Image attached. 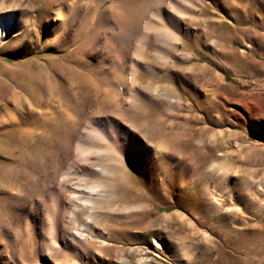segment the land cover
<instances>
[{"label":"rangeland","instance_id":"374dc122","mask_svg":"<svg viewBox=\"0 0 264 264\" xmlns=\"http://www.w3.org/2000/svg\"><path fill=\"white\" fill-rule=\"evenodd\" d=\"M6 12L0 264H264V0Z\"/></svg>","mask_w":264,"mask_h":264},{"label":"bare ground","instance_id":"6f19581e","mask_svg":"<svg viewBox=\"0 0 264 264\" xmlns=\"http://www.w3.org/2000/svg\"><path fill=\"white\" fill-rule=\"evenodd\" d=\"M19 27H20V18L14 12L0 13V39L1 38L3 39L7 35L8 31H10V30H18V29H20ZM111 129H113V128H111ZM109 131H111V130H109ZM93 132H94V135L97 136V138L99 137L100 139H102L104 141L118 140L125 147L137 149V148H139V145H140L139 143L136 142L135 138L132 135L129 136L130 134L126 130L125 131L116 130L115 135H114V133L112 134L111 132H108V131H107L108 133H106L105 131L99 130V129H96V128L93 129ZM82 141L83 140H81L80 143ZM113 145H114V143H113ZM84 146H85V144H84ZM83 147H82V149H83ZM84 148H86V147H84ZM109 148H110V152H113V153L116 154V156H114L115 158L117 156H120L119 150L117 149V147L115 145L111 146ZM93 149H94L93 146L87 145V150L88 151H91ZM160 152H161L160 150H156L155 154H159ZM95 153H96V155H101V150L100 149H96ZM114 161H115V159H114ZM97 167H98V170H99L100 174H102V175L106 174L108 172L107 167L104 166V165H97ZM100 186L101 185H99V184H98V186H96L97 189L95 188L96 192L94 194H96L97 192H100L102 190L100 188ZM75 192H77V191H75ZM74 195H75V193H74ZM96 195H98V194H96ZM54 224H55V221L52 218L51 221H50V225H49L51 227V229L54 228V226H55ZM50 236H51V239L54 240V237H53L54 235L52 236V234H51Z\"/></svg>","mask_w":264,"mask_h":264}]
</instances>
